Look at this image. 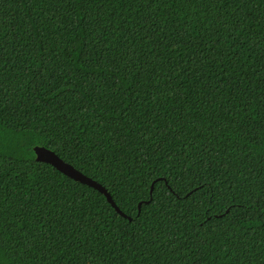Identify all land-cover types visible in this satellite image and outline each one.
I'll return each mask as SVG.
<instances>
[{"label":"trees","instance_id":"16d2710c","mask_svg":"<svg viewBox=\"0 0 264 264\" xmlns=\"http://www.w3.org/2000/svg\"><path fill=\"white\" fill-rule=\"evenodd\" d=\"M0 228V264H264V0H0Z\"/></svg>","mask_w":264,"mask_h":264},{"label":"water","instance_id":"95a60500","mask_svg":"<svg viewBox=\"0 0 264 264\" xmlns=\"http://www.w3.org/2000/svg\"><path fill=\"white\" fill-rule=\"evenodd\" d=\"M34 152L36 155V160L38 162H44L49 165H51L53 168H55L58 172L62 173L66 177L79 182L81 184H86L90 187L95 188L102 194H104L107 197L108 202L119 212L122 216L126 215L121 212V210L117 207V205L114 203V201L111 199L110 194L107 192V190L99 184L97 181L91 179L90 177L84 175L81 171L76 169L73 165L65 162L63 159H61L54 151L47 149L44 146H35ZM153 191V185L151 186V193ZM141 205V204H140ZM140 207V206H139Z\"/></svg>","mask_w":264,"mask_h":264},{"label":"snow or ice","instance_id":"6c2138e0","mask_svg":"<svg viewBox=\"0 0 264 264\" xmlns=\"http://www.w3.org/2000/svg\"><path fill=\"white\" fill-rule=\"evenodd\" d=\"M0 230H2V228H0Z\"/></svg>","mask_w":264,"mask_h":264}]
</instances>
